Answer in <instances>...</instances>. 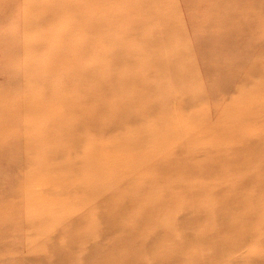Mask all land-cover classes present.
I'll use <instances>...</instances> for the list:
<instances>
[{
    "label": "rangeland",
    "instance_id": "rangeland-1",
    "mask_svg": "<svg viewBox=\"0 0 264 264\" xmlns=\"http://www.w3.org/2000/svg\"><path fill=\"white\" fill-rule=\"evenodd\" d=\"M46 2L47 0H0L1 104L10 100L13 102L16 98L22 99L30 79L24 76L23 67L27 68L26 74L34 72L37 70L36 61L44 62L49 51L60 46L48 39L45 41L41 32L38 33L34 25L25 21L26 17L43 15ZM134 2L109 0L99 8L105 16H110L129 3L135 5ZM153 2L150 4V14L143 15L148 32L146 35L156 30L160 35L167 36L172 31V47L181 46L174 37L178 34L176 38L179 39V33L183 31V49L187 57L181 68L187 75L180 77L174 74L169 76L168 81H162L161 75H168V71L161 67L157 75L150 74L145 83L135 88V96L141 100L139 103L134 102L136 105L133 107L136 109L132 108L131 118L123 123H115L109 131H104L79 127V122L84 119L83 114H72L66 118L65 128H70L71 137L79 138L81 143L74 146L70 141H64L60 157H46L37 161L32 156L43 155L46 151L45 144L43 148L30 150L25 145L26 135L38 132L43 117L56 118L58 110L40 116L26 111L22 105L11 116H0V264H47L52 258L49 249L54 245L65 252V256H56L63 264H264V232L259 237L258 231H240L235 226L240 224L244 228L248 224L254 228L264 227V219L260 223L255 218H241L240 213H244V210L234 203V200L242 198L245 191L253 190L254 186L244 182L240 187L238 183L236 185V180L232 182L235 175L239 176L245 171L234 159L241 153L238 148L242 145L249 144L252 151L262 153L260 158L250 161V164L254 163V168L264 169V0ZM92 3V0L88 1V4ZM83 4L84 2L78 1L73 10L55 18L53 31H65L71 36L84 35V28L76 27L81 18H78V22L73 20L76 22L75 26H64L60 23L63 18L58 21L63 15L66 18H75L77 14L82 16L79 8ZM92 13L90 10L88 16ZM225 29L236 33L240 43L244 45L237 54L226 60L227 66L230 62L245 60L244 66L232 75L231 84L227 88L218 79L222 69L219 65L220 56L215 51L218 37ZM87 34L91 37V42L83 51L81 61L85 66L101 68L110 59L106 55L107 50L98 43L103 32L97 35ZM133 38L129 40L131 47L138 46L140 38ZM198 38L201 42L203 38L214 40L199 45ZM26 43L29 45H25ZM149 53L168 58L175 56L174 50L159 45L152 46ZM73 56L74 52L68 55L57 54L53 60L48 74L52 80L51 93L60 90L73 93L72 87L66 88L62 81L64 75L72 73V68L59 67L60 63L71 60ZM143 58V55L140 56V61ZM176 58L179 63L178 55ZM114 72L117 76L130 73L122 67ZM101 74L103 76V71L95 76L98 81ZM243 74L246 76L243 77ZM101 83L102 88L96 90L99 96L96 95L89 104L116 103L118 99L115 86L106 82L105 77L101 78ZM183 85L189 88H185L188 91L185 95L181 90ZM40 89L41 86L36 85L32 92L37 95ZM50 146H55V143ZM220 153L223 155L220 157L221 161L214 167L221 173L220 177L204 174L185 179L182 175L173 178L162 176L159 184L153 182V167L162 160H184L191 168L200 165L213 154ZM62 162L64 167H57ZM73 166H77L79 171H74ZM239 182H242L240 177ZM215 183H220L222 187L214 199L210 190L192 194L188 189V186ZM184 185L188 191L182 189ZM153 188L156 190L155 196L171 198L175 203L166 204L167 207L164 206L161 210L165 217L157 216L156 221L166 222L173 233L183 230L189 235L199 232L206 235L207 232L210 240L195 244L196 246L183 245L182 256H156L155 249H147L144 253L136 250L143 256H109L108 253L116 251L113 241L122 231L108 233L105 229L100 233L99 230L106 224L101 220L105 215L101 219L98 216L99 210L131 196L133 189L149 192ZM254 205L264 207V196L260 201L254 202ZM156 206L157 202L147 198V195L136 196L127 206V214L124 213L122 222L130 223L132 213L140 208L150 210ZM215 209L218 219L213 214ZM107 212L114 214L110 210ZM194 214L202 217L200 222L195 221ZM205 216L206 220L203 219ZM178 224L183 225L182 230L177 228ZM219 224L221 228L218 231ZM158 227L163 234L166 227ZM73 234L78 236L74 249L67 246L68 236ZM219 234L226 242L223 249L220 247L222 251L217 256H212L210 247L212 241L219 238ZM171 241L173 239L165 242ZM193 251L197 252V256H189Z\"/></svg>",
    "mask_w": 264,
    "mask_h": 264
},
{
    "label": "bare ground",
    "instance_id": "bare-ground-1",
    "mask_svg": "<svg viewBox=\"0 0 264 264\" xmlns=\"http://www.w3.org/2000/svg\"><path fill=\"white\" fill-rule=\"evenodd\" d=\"M78 1L84 2L83 6H80L79 8V11L82 12V16L81 14L78 16L77 14L75 18H66L63 15L58 19V21H60L63 18V21L60 23H62L64 26H69V25L72 26V24L74 25L76 24V22L79 21L78 18H81V21L78 24H76V27L80 29L84 28V35L71 36L67 34L65 31H59V32L53 31L52 28L54 26L53 20L55 18H58L60 14L62 13L66 14L67 11L73 10V7L75 6L74 4L78 3ZM88 1L89 0H47L43 15H37V16L35 15L32 17L29 16L25 18V21L29 25H34V27L38 29V33L41 32V36L45 38L44 39L45 41H47L48 39L50 42L53 43L56 42V44L60 46L54 47L52 50H50L44 62L40 60L36 61L37 70H35L32 73L30 72L27 73L29 74V76H27L26 74L27 68L23 67L24 69L22 70V72L24 76H26L27 78L30 77V79H28L29 85L27 87V90L23 94L22 99L17 100L16 98L14 99L13 102L10 100L6 104L0 103V116L9 117L12 115L15 109H17L19 106L22 105L25 106L24 109L26 111L34 112L36 114H39L40 116H43V114L51 113L55 109L58 110V116L56 118L43 117L40 120L41 126H39L40 128L38 132L26 135L25 145L30 150L31 148L33 149L38 147L43 148L44 146L43 144H45L44 147L46 151H44L43 155H38L37 157L32 156L37 161H42V159H45L46 157L47 158L49 157L50 159L60 157V154H62L63 151L62 145L64 141L67 142L70 141L74 146H78V144L81 143V140L79 138L71 137L72 133L70 134V131L72 130L70 128H65L66 118H68L72 114H77V113L83 114L84 119L81 120L78 124V126L81 128L82 126H85L86 128H89L91 130L99 129V130L109 131L112 125H114L115 123L118 122L123 123L124 120L132 117L131 111L132 108H134L133 105H136V103L134 102L139 103V101L141 100L136 97L137 95L135 96V93L137 92L135 88L145 83L146 82L145 80L147 79L148 76H150V74L157 75V73H160V67L163 68L165 71H168V75L165 76L161 75L162 81L164 80L168 81L169 76H172L174 74L177 76L179 75L180 77H185L186 74L185 71L181 68V66L185 65L184 61L185 58L187 57L185 55V50L183 49V41H184L183 31L182 33H179V39L176 38L178 37V34H175L174 32L176 36L174 38L179 40L181 46L173 45L172 47H171V41H173L171 40L172 31H170L167 36L160 35V32H157L156 30L152 32V34L146 35L148 32L146 25H144L143 22L144 21L143 15L146 13L150 14L151 12L150 4L151 3L153 4L154 3L153 1L155 0H134L135 5H131L129 3L125 8L119 9L110 16H105V14H103L104 12L100 11L102 9L99 8L102 3L106 4L109 2V0H92L93 1L92 4H88ZM172 1L174 2V0ZM36 7L39 8V6ZM90 10H92L93 13L89 17L88 13L90 12ZM131 12H133V14H131ZM73 20H76V22H73ZM99 32L101 33L103 32V36L102 39L98 40V43L105 50H107L106 55L110 59L107 63H104L103 64L104 66L101 68L99 66L98 67L91 65L85 66L81 61V59H82L83 51L85 50L86 46H88V44L91 42V37H89L87 33L97 35V33ZM232 33L233 32L231 31V29L230 30L225 29L224 33H222L218 37V43L215 44L216 46L215 51H217L216 54L220 56L219 57L220 58L219 65H221L220 69H222V72H220L218 75L219 76L218 79L220 80V82H222V85L225 86L226 88L230 86L232 75L234 74V72H236L240 67L244 66V62H245V60L242 59L240 61H236L233 63L230 62L229 63L230 65L227 66L228 62H226V60L230 58V56L237 54L239 49L242 46H244L242 43H240L239 37L236 36V33L233 34ZM135 36H138V38H140L139 45L131 47V43L129 40H133L134 39L133 37ZM198 40H197L198 44L202 45L204 42L205 43L210 41L213 42L214 38L212 39L203 38L202 42L200 38H198ZM25 45H29V44L26 43ZM155 45L162 46L171 51L174 50L175 56L172 58H168L162 55L160 56L151 55L149 53V49ZM139 51L141 52V54ZM72 52H74V56L71 58V60H64L62 63H60L59 67L72 68V73L69 72L70 74L64 75L62 81L66 88L68 86L72 87L73 93L69 94L68 92H65L68 90H60L58 92L51 93L50 86L52 80L48 74L50 72V68H52L53 60L56 58L57 54L68 55ZM142 55L144 56V58L142 61H140L139 57ZM177 55L180 58L179 63L176 58ZM40 64H42L41 67ZM118 67H122L128 70L130 72L129 75L117 76L114 70L117 69ZM102 71H103V76L101 74L100 79L98 81L95 76L97 75L98 72L101 73ZM188 72L190 73L189 70ZM242 76L244 77L246 75L243 74ZM103 77H105L106 82L108 81L110 85L112 84L115 86L117 90L116 93L118 100L116 101V103L109 105L89 104V101H91L93 98H96V95L99 96V94H96L97 93L96 90L102 88L103 84L101 83V78ZM36 85L41 86L40 89L41 91L39 94L34 95V91L32 92V89L34 90ZM185 88L189 90L188 86L183 85V88L181 89L183 95H185L188 92L187 89ZM53 98L55 100H53ZM183 100H186V98H183ZM19 103L22 104L18 105ZM82 103L85 104L82 105ZM174 127H176V125ZM49 128L51 129L55 128L56 130L51 131ZM57 131L60 133L58 134ZM184 139H186V137H184ZM51 143H55V146H50ZM250 147L251 146L249 144H246L238 148L241 151V153H238L234 157V159L237 164H240L241 167L244 168L245 171L243 174H240L239 176L235 175L232 182L236 180V185L238 183L240 187L244 182H246L244 184L254 187L252 188L253 190L249 189L245 191L244 195H242V198L239 200L238 199L234 200V203L239 209L243 208L244 210V213H240L241 218L244 219L245 217V219L248 220L250 218L254 220L255 218L258 222L262 223V220L264 219V207L260 205H254V202H256L257 200L260 201V199L263 198L264 196V169L254 168L252 166V164L254 163L250 164V161H254L257 158H260L262 156L261 155L262 153L254 152L251 150L252 147L251 148ZM221 156H223L221 155V153L219 155L213 154L212 156H210V158L208 157V159H206L200 165H197L196 167L193 166L191 168L188 167L187 165L188 163L184 160L183 161H179L177 159L162 160V162H158L157 165L153 167V170L155 172V175L153 176L154 178L153 182L159 184L158 181L161 180L162 176L165 177L169 176L173 178L182 175L183 176L182 178L185 179V177L190 178V177L198 176L200 174H204V175H212V176L217 175L220 177L221 173H219L214 167L219 161H221L220 158ZM112 157L115 158V156ZM30 160L32 159L30 158ZM57 167L60 168L64 167V162H62L60 166ZM212 168H214V171H212ZM72 169L74 171H79L77 166H73ZM239 177L242 182H239ZM32 178L34 179V177ZM188 187L190 193L192 194L210 190L212 194L211 196L214 199V197L219 192L222 186L220 183H215L213 185L204 184L199 186L195 185ZM185 188L187 187H185L184 185L182 189L186 190ZM140 191L141 190L139 189L138 190L133 189L131 196L125 197L121 201L113 202L110 205H105L102 207L101 210H99L100 212L98 216L101 219V217L105 215V218L101 220L105 222L106 224L105 227H107V228L102 227L99 230L100 233L104 232L105 229H107L108 233L111 232L115 233L119 230L122 231V233L117 236L116 240L113 241V247L115 248L116 251L108 253L109 256H143L142 253L136 252V250H140L144 253L145 251H147V249L149 250L155 249L156 253L154 254H156V256H182V254L184 253L182 251L183 245L185 246L187 244H194V245L200 244L206 242V240L209 239L208 238L209 235L207 236V232L206 235L199 231H198L199 233L192 235L186 234L182 230L183 225H179V224L177 225V228L180 227L182 232L179 231L180 233H175V232L173 233V231H170V229L168 228V226L170 225H168L163 220L156 221V217L157 216L165 217L164 211H161L162 208H164L166 204L171 205V203L172 202L174 203V201L168 197H164V196L158 197L157 195L155 196L154 194L156 193V190L154 188L149 190V192L148 191L140 192ZM146 195L147 198L154 199L157 202L158 206L150 208V210H148L149 208H144V207L140 208L132 213L130 218L131 219L130 223L127 224L123 223L122 217L124 213L127 214L126 213L128 209L127 206L129 205L130 201L132 202L133 200H135L136 196L141 197ZM17 200H19V198ZM3 203L5 204L6 202ZM238 204L240 207L238 206ZM200 205H202V203ZM27 207H30V205ZM188 207L191 206L189 205ZM107 210L113 211L114 214H108ZM213 214L214 217L216 216V218L218 219L217 209L213 211ZM194 216H195V221L200 222L199 220L202 219L200 215L194 214ZM203 219L206 220L207 217L205 216L203 217ZM241 223L243 224V222ZM221 224H219L218 231L221 228ZM161 225L166 227L163 230L164 231L163 234H162V229L158 227ZM235 226L240 231H245V232L258 231L259 237H261V233L264 232V227L262 228L259 227L260 228L259 229L256 227L254 228V226L249 227L248 224H247L248 227H244V228L240 224ZM150 230H152V232H149ZM216 235H218V233ZM222 237L223 236L219 234V238H216L215 240L212 241V246L210 247L212 256H217V254L221 252L222 249L224 248V243L226 242V240L223 239ZM172 239L173 241L169 243L165 242L167 240H172ZM67 241H68V245L67 244L65 245L69 246L70 248L71 247L73 248L76 242L78 241L77 234L68 236ZM117 249H121V250L117 251ZM49 252L52 258L47 264L64 263L62 260L58 258L61 255L65 256V252L64 250H62L61 247L55 245L51 246ZM255 254L258 253L255 252ZM189 256H197V252L193 251Z\"/></svg>",
    "mask_w": 264,
    "mask_h": 264
}]
</instances>
